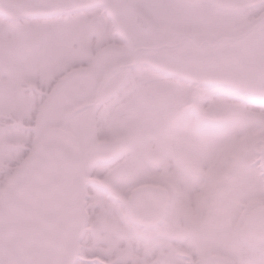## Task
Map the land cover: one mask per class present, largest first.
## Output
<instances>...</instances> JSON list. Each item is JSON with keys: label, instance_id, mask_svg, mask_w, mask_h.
<instances>
[{"label": "snow or ice", "instance_id": "obj_1", "mask_svg": "<svg viewBox=\"0 0 264 264\" xmlns=\"http://www.w3.org/2000/svg\"><path fill=\"white\" fill-rule=\"evenodd\" d=\"M0 264H264V0H0Z\"/></svg>", "mask_w": 264, "mask_h": 264}]
</instances>
